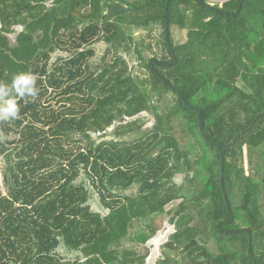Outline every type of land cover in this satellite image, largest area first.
Here are the masks:
<instances>
[{
  "label": "trees",
  "instance_id": "obj_1",
  "mask_svg": "<svg viewBox=\"0 0 264 264\" xmlns=\"http://www.w3.org/2000/svg\"><path fill=\"white\" fill-rule=\"evenodd\" d=\"M202 1L0 0V83L39 89L0 121V264H146L165 215L153 264H264V0Z\"/></svg>",
  "mask_w": 264,
  "mask_h": 264
},
{
  "label": "rangeland",
  "instance_id": "obj_2",
  "mask_svg": "<svg viewBox=\"0 0 264 264\" xmlns=\"http://www.w3.org/2000/svg\"><path fill=\"white\" fill-rule=\"evenodd\" d=\"M207 1L212 3V4L216 3V1H213V0H207ZM81 11L86 13V10H79V11L75 12L76 15H78L80 18H85L87 16V14L81 15V13H82ZM138 34L139 33L137 32L136 35H138ZM142 34L144 35L145 33H142ZM185 37H186L185 31L175 33V38L177 41L183 42ZM10 38H11L10 40L13 41L14 35H11ZM94 49L96 51L97 56H100V55H102V53L105 49V46L103 44L99 43V44H96L94 46ZM54 57H53V59H54ZM144 117L145 118L143 119V121H144L145 125L147 127H151V125L153 123V119L148 115H145ZM112 131H113V127L110 128L107 133H110ZM108 138H110V136ZM0 166H1V162H0ZM175 181L179 184L182 181V177L177 176L175 178ZM90 203H91V207L94 211H102L101 207L99 206V203H98L96 196L92 197ZM177 203L178 202H174L173 204L166 206L165 210L169 211L171 209V207L176 206ZM169 218H170V215L169 216L165 215L161 219L156 220V223L158 226V232L156 233V236L153 239H151L146 245V249L149 251L148 257L146 258V261H145L146 264H153L163 253V245L168 240L169 235L174 231L173 226L170 225L168 222Z\"/></svg>",
  "mask_w": 264,
  "mask_h": 264
},
{
  "label": "clouds",
  "instance_id": "obj_3",
  "mask_svg": "<svg viewBox=\"0 0 264 264\" xmlns=\"http://www.w3.org/2000/svg\"><path fill=\"white\" fill-rule=\"evenodd\" d=\"M37 77L30 72L14 74L10 84L0 83V121L15 120L20 115L18 100L38 95Z\"/></svg>",
  "mask_w": 264,
  "mask_h": 264
},
{
  "label": "water",
  "instance_id": "obj_4",
  "mask_svg": "<svg viewBox=\"0 0 264 264\" xmlns=\"http://www.w3.org/2000/svg\"><path fill=\"white\" fill-rule=\"evenodd\" d=\"M244 1L245 0H240V2H239V8L241 7V5L243 4ZM201 3L204 5V7H206L210 11L223 13L226 16L229 15L228 12H224L220 7H215L214 4L208 2L207 0H204ZM79 10H80V8H75V11H79ZM125 11H126V7L125 6H123L119 2H115V3L112 4L111 8L106 13V15L108 17H112L114 15L120 14V13L125 12ZM91 12H92V10H91ZM234 16H237V14H234ZM164 27H165V30L164 31H165V41H166V44H167V48H168L170 54L173 55V49H172L171 44L169 42V15H168V11L165 12ZM176 63H177V60H174L173 62H171L169 64H165L163 66H171V65L176 64ZM154 64H155V61H153V60H151L149 62V65L150 66H153ZM162 80L165 81L164 79H162ZM176 94L181 99L182 103L189 110L196 111L197 112V125H198L199 133H200L201 137L207 143H209L211 146H214L215 144L211 140H209L208 136L205 133L204 125H203V120H202V116H201L200 111L196 107L192 106L184 98V96L180 92H177ZM217 149H219V147H217ZM219 160H220V183H221V186H223V181H224V157H223V154L221 153V151H219ZM222 195H223V200L225 202L226 207L229 208L230 207V204H229V201L227 200V194L225 193V191L223 189H222ZM248 235H249V243H251V235H250V233H248Z\"/></svg>",
  "mask_w": 264,
  "mask_h": 264
},
{
  "label": "flooded vegetation",
  "instance_id": "obj_5",
  "mask_svg": "<svg viewBox=\"0 0 264 264\" xmlns=\"http://www.w3.org/2000/svg\"><path fill=\"white\" fill-rule=\"evenodd\" d=\"M83 9L86 10L87 13V16L84 19H88L87 17L91 14V8L89 7V5H85Z\"/></svg>",
  "mask_w": 264,
  "mask_h": 264
},
{
  "label": "built area",
  "instance_id": "obj_6",
  "mask_svg": "<svg viewBox=\"0 0 264 264\" xmlns=\"http://www.w3.org/2000/svg\"><path fill=\"white\" fill-rule=\"evenodd\" d=\"M110 1H113L114 3L115 2H118L119 0H110ZM128 1H139V0H128ZM2 178H1V175H0V186L2 187ZM2 192H4L3 190H2Z\"/></svg>",
  "mask_w": 264,
  "mask_h": 264
},
{
  "label": "crops",
  "instance_id": "obj_7",
  "mask_svg": "<svg viewBox=\"0 0 264 264\" xmlns=\"http://www.w3.org/2000/svg\"><path fill=\"white\" fill-rule=\"evenodd\" d=\"M80 10H84L83 8H81ZM76 12V11H75ZM82 12V11H81ZM87 13H84V12H82L81 13V15H86ZM78 16V15H77ZM79 17V16H78ZM85 20H87V19H85Z\"/></svg>",
  "mask_w": 264,
  "mask_h": 264
}]
</instances>
